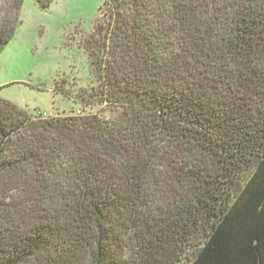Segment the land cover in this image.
Returning <instances> with one entry per match:
<instances>
[{
	"label": "trees",
	"instance_id": "16d2710c",
	"mask_svg": "<svg viewBox=\"0 0 264 264\" xmlns=\"http://www.w3.org/2000/svg\"><path fill=\"white\" fill-rule=\"evenodd\" d=\"M107 6L83 113L0 98V264H264V0Z\"/></svg>",
	"mask_w": 264,
	"mask_h": 264
},
{
	"label": "rangeland",
	"instance_id": "374dc122",
	"mask_svg": "<svg viewBox=\"0 0 264 264\" xmlns=\"http://www.w3.org/2000/svg\"><path fill=\"white\" fill-rule=\"evenodd\" d=\"M108 1L56 0L43 9L37 0H25L21 24L0 55V98L34 116L83 113L55 87L70 93L97 87L91 76L89 42L98 41L101 21L109 14ZM100 109L86 112L109 118L110 113Z\"/></svg>",
	"mask_w": 264,
	"mask_h": 264
},
{
	"label": "built area",
	"instance_id": "2783aa9c",
	"mask_svg": "<svg viewBox=\"0 0 264 264\" xmlns=\"http://www.w3.org/2000/svg\"><path fill=\"white\" fill-rule=\"evenodd\" d=\"M41 118H48L50 115L46 112L40 114Z\"/></svg>",
	"mask_w": 264,
	"mask_h": 264
}]
</instances>
